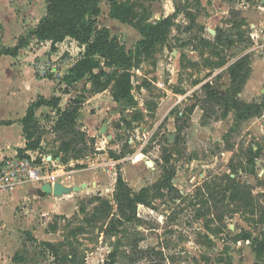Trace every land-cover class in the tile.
I'll use <instances>...</instances> for the list:
<instances>
[{
	"label": "rangeland",
	"instance_id": "rangeland-1",
	"mask_svg": "<svg viewBox=\"0 0 264 264\" xmlns=\"http://www.w3.org/2000/svg\"><path fill=\"white\" fill-rule=\"evenodd\" d=\"M112 5L124 22L110 15ZM100 8V26L130 55L142 29L172 16L166 42L143 52L142 64L132 68L134 105L113 98L118 68L104 69L100 88L89 75L68 83L65 76L84 50L74 39L52 50L50 42L31 38L16 59H0V84L10 87L0 92L15 107L42 96H59L60 111L78 107L75 122L65 125L55 107L36 109L30 134L44 152L60 154L72 178L68 187L75 179L87 182L54 199L56 210L47 215L25 214L30 201L19 205L27 229L14 234L0 227V264H58L44 240L69 258L64 264H104L118 238L115 264H264V54L251 37L264 0H102ZM45 12V0H0V50L16 45ZM242 56L246 77L232 82L229 68ZM209 79L229 90L234 110L224 116L210 105L204 114L202 86ZM248 106L254 116H236ZM68 140L66 153L61 147ZM167 153L175 190L153 198L152 207H141L138 218L108 238L104 219L92 220L96 195L115 206L119 172L136 192L154 184ZM134 238L147 252L136 250Z\"/></svg>",
	"mask_w": 264,
	"mask_h": 264
},
{
	"label": "trees",
	"instance_id": "trees-1",
	"mask_svg": "<svg viewBox=\"0 0 264 264\" xmlns=\"http://www.w3.org/2000/svg\"><path fill=\"white\" fill-rule=\"evenodd\" d=\"M102 0H45L46 12L45 15L39 20L35 28L30 30L28 34H23L18 38V42L14 46H3L0 50V58L4 55L17 56L21 49L26 47L31 38L38 41H48L51 43V49L55 50L57 45L67 38L74 39L78 42L80 47L84 48L80 57L70 67L69 73L65 76L68 83L79 81L89 75L93 84L98 85L100 88L101 77L106 73L105 68L115 69L118 68L120 73L115 79L113 98L115 101L124 100L134 105V95L132 93V68L139 67L144 57L143 52H150L159 42H166L167 33L172 25V16H167L159 21L157 25L142 29V39L138 42L136 54L130 55L124 47L118 45L116 37L111 35L108 27H101L98 22V17L101 14L100 3ZM111 1V0H110ZM110 15L118 20H122V16L116 12L115 6H111ZM248 64V57L242 56L236 60L229 68L232 82L238 78L246 77L244 71ZM96 70H99L96 72ZM202 89L205 92L206 100L202 105L204 114L206 113L207 105L212 106V111H223V116L234 110V106L229 99V90L223 92L218 86L215 85L213 79L206 81ZM59 96H53L46 99L43 96L32 102L26 112L24 118L20 121L24 135L27 140V145L24 149H20L19 153L24 150L40 149L43 151L40 141L34 140L30 132L32 130V121L35 118L36 109L42 106H52L59 109ZM194 106H196L194 104ZM219 107V110L216 108ZM257 112L253 111V106H248L242 112L237 113L239 118H250ZM78 115V107L73 109H66L60 111L58 124H73ZM131 124L129 120H124ZM11 121H0V124H10ZM178 139V138H177ZM179 143L180 140H177ZM73 142L68 140L62 144L61 149L68 153L72 149ZM53 154V153H52ZM54 157H60L59 153L53 154ZM112 157L118 159L119 156L112 154ZM176 174V169L172 163V155L167 153L163 157V173L158 181L154 184L141 188L138 192L124 180L121 172L118 173L113 193V201L115 206L108 198L96 195L97 200L100 201L99 206L95 207V216L99 219H104L102 232L113 238L120 233V227L124 223H129L138 218L141 207H152V200L156 197H163L166 193H171L175 190L173 178ZM90 220V219H89ZM132 244L140 252H147L148 249H143L139 246L141 240L134 238ZM122 242L118 238L113 242L116 249L111 251L104 264H115L119 255L118 246ZM47 245L48 250L54 256L56 263L64 264V259L60 258L56 244L52 241H43ZM155 253H161L159 250ZM15 259V258H14ZM160 260H149L147 264H158Z\"/></svg>",
	"mask_w": 264,
	"mask_h": 264
},
{
	"label": "crops",
	"instance_id": "crops-1",
	"mask_svg": "<svg viewBox=\"0 0 264 264\" xmlns=\"http://www.w3.org/2000/svg\"><path fill=\"white\" fill-rule=\"evenodd\" d=\"M46 43L49 42L46 41ZM2 57L16 59V57L10 55H4ZM262 61L260 60L257 63L263 64ZM262 69H264V65H262ZM0 87L10 89V87L5 86L4 82H1ZM5 94H7V91L6 93L0 92V121H11V123L0 124V162L4 158L13 156L19 152L20 149L26 147L27 140L20 121L26 115L29 105L34 101L30 100V102L27 101L26 103L21 102L23 107L21 106L18 108L17 106H14V103L10 101V99H8L9 95ZM43 107L44 106L40 107V109ZM71 179L72 178L70 177L68 182L71 181ZM85 182L86 180L84 177V180L81 181L75 179L72 184L75 186V184H82ZM64 185L68 186L67 182ZM56 198H58V196L53 193H40V189L34 183L20 185L9 190H0V227L5 229L6 232L10 233L12 231L14 234L26 231L27 228H25V222L22 221L23 213L25 212V214L32 215L34 211H46L43 215H47L48 211L56 210L55 207L57 204L52 202ZM26 201H30L33 205L24 208L23 213L18 212V206H22ZM40 208H42V210H40Z\"/></svg>",
	"mask_w": 264,
	"mask_h": 264
},
{
	"label": "built area",
	"instance_id": "built-area-1",
	"mask_svg": "<svg viewBox=\"0 0 264 264\" xmlns=\"http://www.w3.org/2000/svg\"><path fill=\"white\" fill-rule=\"evenodd\" d=\"M255 48L264 54V15L258 25L251 31ZM60 157L40 149L24 150L8 156L0 162V190H9L20 185L34 183L39 189L45 184L54 185L68 181Z\"/></svg>",
	"mask_w": 264,
	"mask_h": 264
},
{
	"label": "water",
	"instance_id": "water-1",
	"mask_svg": "<svg viewBox=\"0 0 264 264\" xmlns=\"http://www.w3.org/2000/svg\"><path fill=\"white\" fill-rule=\"evenodd\" d=\"M80 189L79 186H73V187H68L63 185L62 183H56L53 186L50 184H45L42 186L40 189V193H53L54 195L60 196L63 194H68L72 190Z\"/></svg>",
	"mask_w": 264,
	"mask_h": 264
}]
</instances>
